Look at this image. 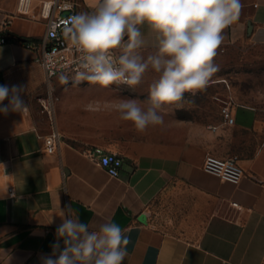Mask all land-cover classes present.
I'll return each instance as SVG.
<instances>
[{
	"label": "crops",
	"instance_id": "0c3cea01",
	"mask_svg": "<svg viewBox=\"0 0 264 264\" xmlns=\"http://www.w3.org/2000/svg\"><path fill=\"white\" fill-rule=\"evenodd\" d=\"M47 1L0 0V35L9 37L0 46V85L24 86L28 106L0 113V264H41L65 205L90 230L103 222L121 227L129 240L122 264H264V117L255 108L236 104L235 124L228 126L223 119L203 121L180 102L165 106L162 125L140 132L120 118L117 104L147 100L158 78L151 68L139 85L124 88L57 79L54 125L61 143L56 153L46 152L53 128L37 97L48 85L39 54L27 44L46 35ZM76 1L79 13L97 3ZM241 4L220 51L245 41L264 44V0ZM94 147L122 157L120 177L83 154ZM208 155L237 156L241 183L206 173ZM155 203L172 211L166 228L149 221Z\"/></svg>",
	"mask_w": 264,
	"mask_h": 264
},
{
	"label": "clouds",
	"instance_id": "9594fccd",
	"mask_svg": "<svg viewBox=\"0 0 264 264\" xmlns=\"http://www.w3.org/2000/svg\"><path fill=\"white\" fill-rule=\"evenodd\" d=\"M241 9V0H97L91 12L73 15L65 29L82 54L76 81L134 86L151 68L158 78L147 100L122 99L117 110L137 131L162 125L165 106L204 90L219 70L214 58L223 32ZM147 48L154 51L145 57ZM24 92L22 85H0V113L27 111ZM59 216L56 242L50 255L40 257L41 264H122L129 240L119 225L103 222L90 230L71 205L60 208Z\"/></svg>",
	"mask_w": 264,
	"mask_h": 264
},
{
	"label": "built area",
	"instance_id": "2783aa9c",
	"mask_svg": "<svg viewBox=\"0 0 264 264\" xmlns=\"http://www.w3.org/2000/svg\"><path fill=\"white\" fill-rule=\"evenodd\" d=\"M44 11L46 14L45 19L47 20L46 35L40 42L27 44V47L34 49L39 54L37 61L42 66L46 76L48 90L45 94L39 95L37 101L40 105V112L48 117L53 128V132L45 138L46 152L54 154L59 150L61 143L60 135L54 125L55 108L60 101V97L54 88L55 81L60 79L68 85L89 81H76L79 60L82 54L76 50L65 35V29L70 18L79 14L77 1H47L44 3ZM234 23L229 27H232ZM8 42L9 37L6 34H1L0 46ZM61 77H65L66 82ZM112 85L117 88L130 86L120 83ZM218 102L223 122L228 126H233L236 121L233 116V108L236 104L232 98L218 97ZM83 154L104 168L111 177H120L124 161L117 153L107 151L102 147H94L85 149ZM203 169L206 173L233 185H239L244 177V171L239 164L237 156L221 158L215 155H208ZM10 195L11 197L15 195L14 189H10Z\"/></svg>",
	"mask_w": 264,
	"mask_h": 264
},
{
	"label": "rangeland",
	"instance_id": "374dc122",
	"mask_svg": "<svg viewBox=\"0 0 264 264\" xmlns=\"http://www.w3.org/2000/svg\"><path fill=\"white\" fill-rule=\"evenodd\" d=\"M151 52L142 54L147 57ZM214 64L219 70L206 88L195 95L185 94L182 103L192 107V115L208 123L219 122L222 116L218 97H223L232 98L235 104L253 107L264 117V44L245 41L224 52L217 50ZM171 214L168 205L155 203L149 212V221L166 228L173 219Z\"/></svg>",
	"mask_w": 264,
	"mask_h": 264
}]
</instances>
